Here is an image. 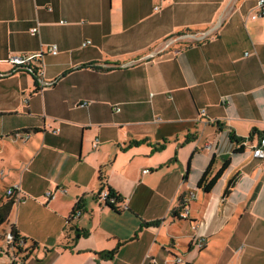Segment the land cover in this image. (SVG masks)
<instances>
[{
  "label": "crops",
  "instance_id": "obj_1",
  "mask_svg": "<svg viewBox=\"0 0 264 264\" xmlns=\"http://www.w3.org/2000/svg\"><path fill=\"white\" fill-rule=\"evenodd\" d=\"M257 1L0 0V155L17 156L11 224L23 250L35 244L13 257L8 230L0 264H169L175 247L174 264H264V160L251 151L264 137ZM31 55L36 92L7 63ZM90 62L121 69L81 67ZM225 161L209 191L197 187ZM106 187L123 198L119 213L98 199Z\"/></svg>",
  "mask_w": 264,
  "mask_h": 264
},
{
  "label": "trees",
  "instance_id": "obj_2",
  "mask_svg": "<svg viewBox=\"0 0 264 264\" xmlns=\"http://www.w3.org/2000/svg\"><path fill=\"white\" fill-rule=\"evenodd\" d=\"M178 36V34L176 35ZM177 45H182V44H178ZM188 44V43H186ZM183 44V45H186ZM81 67H91V68H97L98 70H110V69H116L119 68L121 69V66L119 64H114L110 67H100L95 63H86L84 65H82ZM12 70L13 71H25L28 74H30L33 77V83H34V91H38L40 89V85L37 83L38 79H39V75H38V66L34 65L33 63H30V61H28L26 64L24 65H15L12 66ZM24 133H28V131H24ZM230 138L232 139V141H234L235 143L239 144L240 146L238 148H236L233 152L234 153H239L242 149V142L244 140H237L235 138L232 137V135L230 136ZM211 163V162H210ZM206 167V169L204 170L203 173H201L200 178L197 181V187H202L204 192H207L210 190V188H212V186L214 185L216 179L219 177V174H221V172L223 171V169L226 167L227 161H225L221 167V169L218 171V173L214 174L212 177H210L208 179V173H210V164ZM185 179V177H184ZM233 182L234 180H229L227 182L226 188H224V193L226 194L230 188H232L233 186ZM108 197L106 199H104L103 201H101V203L108 207L109 209L115 211V213H119L123 208H124V201L123 198L118 195L113 189H111L110 187H106L105 188ZM98 199L99 196L97 195ZM110 199H112V201H110ZM18 192L17 191H13V193L11 195H5L4 198L0 199V226L2 224H5L7 222V218H8V214L9 211L11 210L13 204H15V201H18ZM185 206V201H180V205L178 206V208L174 209L173 211L170 212V219L172 221H177V220H182L183 218L180 217V213L182 212V210L184 209ZM78 207V205L76 204V208ZM70 222V219L68 220V223ZM160 223V221L155 220L151 223H143V226H148V225H158ZM9 233L12 236V241L13 243H25V239L24 237H21L19 235V233L16 231L14 224L9 225ZM67 234V231H66ZM79 236V233L77 231L76 233V238ZM35 247V244H32L29 246V249H26L25 251L29 252L31 251L33 248ZM19 252L21 251L20 248H18L17 246L15 247ZM116 250H111V251H105L100 253L99 257L101 258H111L115 255ZM183 264H192V263H183Z\"/></svg>",
  "mask_w": 264,
  "mask_h": 264
},
{
  "label": "built area",
  "instance_id": "obj_3",
  "mask_svg": "<svg viewBox=\"0 0 264 264\" xmlns=\"http://www.w3.org/2000/svg\"><path fill=\"white\" fill-rule=\"evenodd\" d=\"M264 16V0H258L255 4V9H254V14L251 16V19H256L258 17H263ZM32 32H36V30L32 29ZM206 35H201V39H204ZM185 38H192L194 39L195 37L192 35V34H186L184 35ZM89 44V41H84L82 43V46L84 45H87ZM49 51L51 52V54H55L57 52V47L56 45H51V47L49 48ZM35 57L37 56H26V57H17V56H14V57H10L8 60H7V63L11 64L12 66H15V65H24L26 64L28 61H30L32 58L34 59ZM41 75V74H39ZM85 104V103H83ZM118 109V108H117ZM29 135V133H26V137ZM251 151H252V156L254 158H258V159H261V160H264V137H260L258 142L251 146ZM148 170H145L143 172H147ZM18 191V187H16L15 185L14 186H10L8 188H6V191H5V194L6 195H11L13 193V191ZM98 196H99V200L100 201H103L104 199H106L108 197V194L106 192L105 189L103 190H100L99 193H98ZM110 201H112V199H110ZM79 212L80 211H77L74 216H78L79 215ZM186 216H188V210L186 208V206H184V209L182 210V212L180 213V217L185 219ZM12 236L10 235V233L8 232L3 241H4V245H5V249L7 250H11L12 251V255L13 257H16L17 255H22V254H25V250L22 249V247L25 245V243H13L12 241ZM201 243L198 242L197 246H200L201 247ZM18 247L20 248V252L15 248V247ZM175 262L178 263L179 260L178 259H175ZM17 264H23V262L20 260Z\"/></svg>",
  "mask_w": 264,
  "mask_h": 264
},
{
  "label": "rangeland",
  "instance_id": "obj_4",
  "mask_svg": "<svg viewBox=\"0 0 264 264\" xmlns=\"http://www.w3.org/2000/svg\"><path fill=\"white\" fill-rule=\"evenodd\" d=\"M6 152L0 155V196L2 198H4L5 196L6 187L10 185L12 181L18 180L19 178V172L16 171V169L19 167L16 161L17 156L13 155L10 159V162L7 164L5 163V158H4L7 154ZM13 162H16V164H14ZM16 205H17V201H15V204H13L11 210L9 211L7 222L0 226V245H1V240L3 239L2 237L4 233H6L9 230V225H11L12 221L15 218ZM176 222H177L176 224L178 225L179 222H185V221L177 220ZM177 250H179V248L177 247H175L174 250H172L174 256H172L171 254L167 252H163L164 256L162 260L169 262V264H174L175 256L182 259L180 252ZM158 264H162V262L158 261Z\"/></svg>",
  "mask_w": 264,
  "mask_h": 264
}]
</instances>
